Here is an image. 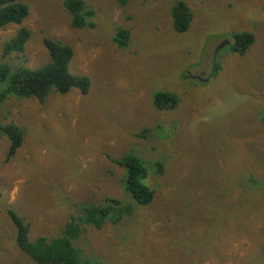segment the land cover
<instances>
[{
	"label": "rangeland",
	"instance_id": "rangeland-1",
	"mask_svg": "<svg viewBox=\"0 0 264 264\" xmlns=\"http://www.w3.org/2000/svg\"><path fill=\"white\" fill-rule=\"evenodd\" d=\"M24 1L29 16L0 30V67H42L49 37L72 46L69 70L88 76L91 87L86 95L52 94L44 105L17 97L0 103V123L25 132L9 162L10 140L0 135V264H36L16 244L9 207L31 224V239L56 237L77 201L126 198L124 170L113 159L131 148L146 159L156 198L119 225L88 226L75 243L88 259L264 264V0H184L194 14L184 33L173 28L176 0H85L95 27L80 29L65 0ZM20 27L32 34L25 53L3 57ZM120 27L131 34L126 48L115 42ZM243 31L256 37L245 55L229 45L215 54ZM217 55V77H187L210 76ZM157 90L175 93L179 105L157 110ZM146 127L145 139L135 136ZM161 157L170 164L163 175L153 165Z\"/></svg>",
	"mask_w": 264,
	"mask_h": 264
},
{
	"label": "trees",
	"instance_id": "trees-1",
	"mask_svg": "<svg viewBox=\"0 0 264 264\" xmlns=\"http://www.w3.org/2000/svg\"><path fill=\"white\" fill-rule=\"evenodd\" d=\"M117 1L123 6L128 3V0ZM64 7L71 17L73 28L95 27L93 18L96 11L88 6L85 0H65ZM29 14V5L24 0H0V30L11 24L21 25ZM171 16L173 28L177 33L188 31L194 19L191 7L184 0L174 2ZM116 34L115 42L118 47L126 48L131 43L128 29L120 27ZM31 35L28 28L20 27L15 36L4 43L3 57L24 54ZM232 39L229 50L243 56L254 45L256 37L252 32L243 31L234 34ZM43 42L49 59L42 67L31 69L11 66L7 62L1 65L0 103L8 97H17L32 98L44 105L52 94L65 95L72 89H77L84 95L89 93L90 78L86 75H75L69 70L74 55L72 46L49 37H45ZM217 57L218 55L213 62L211 78L217 77L223 68L220 58ZM179 103L180 98L173 92L157 90L154 93V107L157 110L174 109ZM259 119L264 124V109L260 110ZM150 131L152 129L146 127L135 133V136L145 139ZM24 133V130L13 122L0 123V135L10 140L6 162H9L23 145ZM161 158L162 160H155L153 165L156 173L163 175L168 173L170 164L167 167L165 158ZM113 162L124 170L120 181L127 195L126 198L113 196L105 198L104 202L77 201L74 204L75 211L68 216L56 237L41 235L31 239L29 234L31 224L9 207L7 212L16 227V244L19 249L36 264H101L96 260L88 259L83 249L75 244L87 231L88 226L101 229L107 223L119 225L124 219L133 215L135 207L149 206L156 198V189L146 182L150 171L149 165L140 153L131 148L124 151L119 158L113 159ZM250 180L257 181L253 175ZM245 183L246 179L243 178L241 186L244 187Z\"/></svg>",
	"mask_w": 264,
	"mask_h": 264
},
{
	"label": "water",
	"instance_id": "water-1",
	"mask_svg": "<svg viewBox=\"0 0 264 264\" xmlns=\"http://www.w3.org/2000/svg\"><path fill=\"white\" fill-rule=\"evenodd\" d=\"M231 41L230 40H225L219 47L218 49H216L215 54L219 51L220 48L226 46V45H230ZM204 74V73H203ZM190 77L196 78V79H200L202 82H208L209 81V77L203 79L202 77L200 78L199 76H193V75H189Z\"/></svg>",
	"mask_w": 264,
	"mask_h": 264
},
{
	"label": "flooded vegetation",
	"instance_id": "flooded-vegetation-1",
	"mask_svg": "<svg viewBox=\"0 0 264 264\" xmlns=\"http://www.w3.org/2000/svg\"><path fill=\"white\" fill-rule=\"evenodd\" d=\"M189 75H191L190 73H188ZM201 74H203V73H201ZM200 78H201V76H199ZM209 77V80H210V78H211V74H210V76H208ZM196 79V78H195ZM197 80H199V81H201L200 79H197Z\"/></svg>",
	"mask_w": 264,
	"mask_h": 264
}]
</instances>
